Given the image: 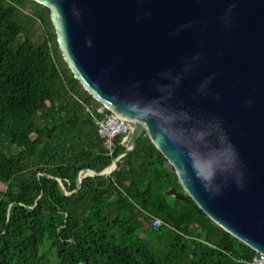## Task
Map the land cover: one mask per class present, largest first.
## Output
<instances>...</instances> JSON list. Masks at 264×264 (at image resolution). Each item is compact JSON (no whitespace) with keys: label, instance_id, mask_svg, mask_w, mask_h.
Wrapping results in <instances>:
<instances>
[{"label":"water","instance_id":"95a60500","mask_svg":"<svg viewBox=\"0 0 264 264\" xmlns=\"http://www.w3.org/2000/svg\"><path fill=\"white\" fill-rule=\"evenodd\" d=\"M96 103L145 133L216 226L264 256V0H32ZM66 195L63 183L58 180Z\"/></svg>","mask_w":264,"mask_h":264},{"label":"trees","instance_id":"16d2710c","mask_svg":"<svg viewBox=\"0 0 264 264\" xmlns=\"http://www.w3.org/2000/svg\"><path fill=\"white\" fill-rule=\"evenodd\" d=\"M91 98L62 60L49 10L0 0V264H249L257 254L189 198L162 195L183 191L145 133L109 176L77 189L82 172L126 149L119 137L106 152Z\"/></svg>","mask_w":264,"mask_h":264},{"label":"built area","instance_id":"2783aa9c","mask_svg":"<svg viewBox=\"0 0 264 264\" xmlns=\"http://www.w3.org/2000/svg\"><path fill=\"white\" fill-rule=\"evenodd\" d=\"M94 108L90 106L85 107V113L93 117V123L96 128V133L106 152L111 155L116 147V139L121 138L120 144L128 147L130 145L132 127L122 123L112 112H110L104 105L97 103ZM153 228H159L161 221L154 219L151 223ZM249 264H264V256L257 254Z\"/></svg>","mask_w":264,"mask_h":264},{"label":"rangeland","instance_id":"374dc122","mask_svg":"<svg viewBox=\"0 0 264 264\" xmlns=\"http://www.w3.org/2000/svg\"><path fill=\"white\" fill-rule=\"evenodd\" d=\"M43 39H44V34L42 32V28L40 27V25H38L35 28L34 35H33V40L34 41H41ZM127 146H129V144H127ZM4 187H5V185H3V184L0 185V189H3Z\"/></svg>","mask_w":264,"mask_h":264}]
</instances>
